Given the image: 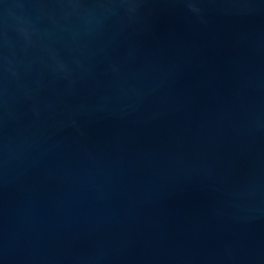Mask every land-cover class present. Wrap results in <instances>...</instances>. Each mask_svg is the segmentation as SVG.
Instances as JSON below:
<instances>
[{
    "label": "water",
    "instance_id": "1",
    "mask_svg": "<svg viewBox=\"0 0 264 264\" xmlns=\"http://www.w3.org/2000/svg\"><path fill=\"white\" fill-rule=\"evenodd\" d=\"M0 264H264V0H0Z\"/></svg>",
    "mask_w": 264,
    "mask_h": 264
}]
</instances>
